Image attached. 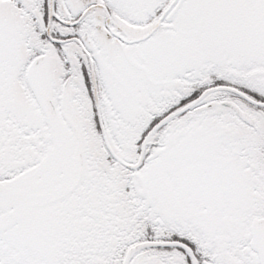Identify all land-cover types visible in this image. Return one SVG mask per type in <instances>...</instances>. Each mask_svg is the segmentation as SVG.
<instances>
[{"label":"snow or ice","instance_id":"1","mask_svg":"<svg viewBox=\"0 0 264 264\" xmlns=\"http://www.w3.org/2000/svg\"><path fill=\"white\" fill-rule=\"evenodd\" d=\"M0 264H264V0H0Z\"/></svg>","mask_w":264,"mask_h":264}]
</instances>
